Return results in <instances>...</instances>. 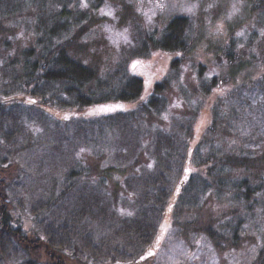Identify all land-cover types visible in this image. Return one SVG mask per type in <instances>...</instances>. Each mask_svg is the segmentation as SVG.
<instances>
[{"label": "rangeland", "instance_id": "rangeland-1", "mask_svg": "<svg viewBox=\"0 0 264 264\" xmlns=\"http://www.w3.org/2000/svg\"><path fill=\"white\" fill-rule=\"evenodd\" d=\"M89 1L72 0L86 10V15L75 26L76 29L80 26L82 33L79 40L77 38L78 44L69 52L83 63L95 66L100 74L121 68L122 64L129 72L145 79L140 95L122 106L133 113L130 121L135 132L118 131L111 125L101 144L88 142L81 136L66 140L67 135L75 134L65 117L76 110L68 106H62L64 109L49 106L37 112L26 110L23 121L35 136V147L30 151H13L3 174L10 181V187H16V194L12 195L15 203H27L30 185L51 187L55 181L62 180V174L54 171V165L69 164L71 158L76 162L68 166L86 167L90 174L105 170L107 190L120 197L125 192L121 186L124 175L151 164L149 151L155 132H175L176 127H190L188 136L194 144L193 158L198 162L203 159L202 163L195 164L193 173L197 177L194 176L193 186L197 192L192 195L190 204L184 202L182 195L179 199L173 196L160 220L155 253L142 264L255 263L264 248L263 204L259 206L257 201L256 206L248 209L245 205L248 201L235 197L241 191L233 187V183L248 177L252 184L258 185L256 176L264 174V89L258 81L253 84L259 76H264V0H102L97 10L90 8ZM158 3H165L167 7L161 10ZM191 5L198 6L192 12L186 11ZM102 9L113 11V16L102 15ZM177 15L189 20L188 35L193 47L176 59L175 67L171 66L173 59L182 54L177 51L157 48L146 56L133 53L146 34L160 38L169 20ZM220 25L222 30L217 31ZM17 34L20 42L29 37L22 27ZM125 35L128 43H125ZM232 45L236 57L230 61L225 53ZM135 61L140 63L134 69ZM158 82L164 83L159 91V103L155 108L145 109ZM79 108L83 115L87 114V107ZM233 110L237 115L227 122ZM44 141L50 144L53 153L48 155L37 146ZM61 142L63 149L57 151L54 145ZM70 143L79 145L78 150L75 147L72 151ZM232 156L235 163L227 160ZM238 158L247 163L236 165ZM109 164L116 169L107 171ZM214 164L216 170L212 169ZM221 168L225 170L220 187L202 186L203 176L212 179L219 175L217 171ZM98 178L96 175L95 179ZM23 190L27 191L23 194ZM117 202L115 207L124 210L121 201ZM15 209L17 223L32 233L34 219L28 206L22 211ZM235 224L240 227L237 243L231 237L230 225ZM209 225L218 230L219 243L204 233ZM23 258L35 259L38 264L49 262L43 252L29 255L23 252L18 261L22 262ZM67 261L79 263L72 258Z\"/></svg>", "mask_w": 264, "mask_h": 264}, {"label": "trees", "instance_id": "trees-1", "mask_svg": "<svg viewBox=\"0 0 264 264\" xmlns=\"http://www.w3.org/2000/svg\"><path fill=\"white\" fill-rule=\"evenodd\" d=\"M101 2L89 1L90 8L97 10ZM75 3L72 0H0V264H38L31 258L19 262L23 252L28 255L43 252L48 264H69V258L79 260L80 264H142L155 253L160 220L173 196L179 199L182 195L184 202L190 204L197 192L193 187L196 177L193 173L203 159L198 162L193 158L194 144L188 136L190 127L181 126L175 132H155L149 151L151 167L143 165L124 175L121 186L125 192L120 197L107 190L105 170L97 172L99 178L95 179L96 175L90 174L86 167L68 166L76 162L71 158L69 164L54 165L62 180L55 181L51 187L30 185L29 192L23 190V194L28 193L27 203H15L12 195L16 194V187H10V181L3 174L13 151H30L35 147V136L23 121L26 110L37 112L49 106L76 110L65 120L74 129L75 136L67 135L66 140L81 136L98 145L111 125L118 131H134L130 121L133 113L126 108L117 107L110 112L97 110L100 106H124L128 100L136 99L145 79L129 72L122 64L121 68L100 74L95 66L83 63L69 52L78 44L77 38L82 33V28L75 26L86 15V10ZM20 27L28 33V42L19 41ZM188 28L186 16H174L160 38L146 34L133 53L146 56L157 48L182 53L173 59V68L176 59L193 47ZM228 48L225 58L231 61L236 56L233 45ZM257 81L264 89V76H259L253 84ZM163 85L158 82L153 86L154 92L145 109L158 105ZM79 107H87V114L83 115ZM236 115L235 110L230 111L226 121L231 122ZM37 146L48 155L53 153L45 141ZM54 146L57 151L63 149L62 142ZM73 146L70 143L72 151L75 147L78 150L79 145ZM227 160L235 163L233 156ZM246 163L241 158L236 160V165ZM108 167L107 171L116 169V166ZM212 169L216 170L215 164ZM221 169L212 179L203 176L202 186L220 187L224 183L221 175L225 168ZM256 177L258 185L252 184L248 177L232 185L241 191L235 197L248 201L245 203L248 209L258 201L257 205L262 203L264 210V174ZM118 200L125 206L124 210L115 207ZM25 205L34 219L32 233L22 228L15 216V208L22 211ZM230 227L231 237L237 243L239 224ZM204 233L220 242L218 230L212 225L205 227ZM253 264H264V248Z\"/></svg>", "mask_w": 264, "mask_h": 264}, {"label": "snow or ice", "instance_id": "snow-or-ice-1", "mask_svg": "<svg viewBox=\"0 0 264 264\" xmlns=\"http://www.w3.org/2000/svg\"><path fill=\"white\" fill-rule=\"evenodd\" d=\"M81 6H82V7H87L86 4H82ZM197 6H198V5H191V6L186 7L185 10L188 11V12H192L193 8H194V7H197ZM157 7H159L161 10H163L165 7H167V5H166L165 3H158V4H157ZM233 7H234V10H235V11H238V9H236L235 5H233ZM101 14H102V15H107V16H113V11L108 10L107 12H105V11L102 9V10H101ZM229 18H230V17H229ZM149 20H151V17H149ZM221 30H222V25L218 26V28H217V31H221ZM126 32H127V29H125V33H126ZM242 34H243V33H237V35H242ZM124 39H125V43H128V39H127V36H126V35H125ZM139 63H140L139 61H135V62H133L132 67L135 69L136 66H137ZM221 94H223L222 90H221ZM141 99H143V97H142ZM117 107H122V106H121V105H116V106H100V108H99L97 111H98V112H110V111L115 110V108H117ZM65 119H67V117H65ZM165 119H167L166 116H165ZM37 131H38V129H37ZM83 151H84V149H81V152H83ZM149 167H151V165H149ZM187 171H188V170H186V172H187ZM177 191H179V189H177ZM169 210H171V209H169ZM149 255H152V253L150 252ZM142 259H143V257H142Z\"/></svg>", "mask_w": 264, "mask_h": 264}]
</instances>
